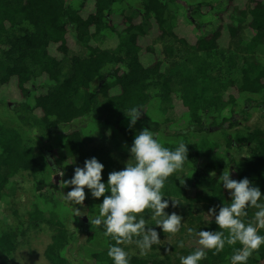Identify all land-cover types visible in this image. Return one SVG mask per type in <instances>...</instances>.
<instances>
[{"label": "trees", "instance_id": "obj_1", "mask_svg": "<svg viewBox=\"0 0 264 264\" xmlns=\"http://www.w3.org/2000/svg\"><path fill=\"white\" fill-rule=\"evenodd\" d=\"M180 1L0 0V202L15 179L27 178L33 190L28 208L11 211L12 221L0 216V264H13L29 229L41 223L50 230L42 251L46 264H72L68 248L83 230L87 241L98 240L99 247L88 254L94 263L114 264L108 250L115 240L105 236L103 224H91L103 196L94 198L85 188L86 222L85 216L66 219L59 213L64 204L56 189L70 191L71 185L60 187L61 180L71 179L74 169L92 157L104 165L102 182L107 184L110 172L126 167L120 160L132 146L134 126L158 134L170 150L184 143L188 159L183 165L189 171L185 184L175 172L161 190L169 202L165 212L182 217L170 251L162 258L128 255V264H181L182 256L200 248L176 250L183 235L198 236L196 228L220 231L208 210L215 207L218 214L231 204L230 190L220 179L225 172L237 181L248 178L264 203V128L246 123L251 107L264 112V0H184L191 8ZM76 47L82 53L71 54ZM235 60L237 77L223 81L215 75V64L230 71ZM168 98L176 118L165 111L162 118L148 112L153 100ZM133 107L141 115L129 127L127 114ZM94 120L110 145L84 139ZM65 127L72 129L57 137ZM46 147L66 161L60 167L63 177L48 166ZM240 149L243 154L236 156ZM173 199L181 203L172 207ZM246 211L244 222H254L258 209ZM141 216L146 227L168 234L156 225L153 210ZM258 234L264 236V229ZM241 247L239 242L225 244L217 254L204 249L206 257L199 264H232ZM247 264H264V245Z\"/></svg>", "mask_w": 264, "mask_h": 264}, {"label": "clouds", "instance_id": "obj_2", "mask_svg": "<svg viewBox=\"0 0 264 264\" xmlns=\"http://www.w3.org/2000/svg\"><path fill=\"white\" fill-rule=\"evenodd\" d=\"M133 107L127 116L130 117L129 127L135 125L141 112ZM148 128L141 130L134 138L130 153L135 163H127L123 170L112 171L108 174L107 184L102 182L104 165L95 157L86 159L83 167H76L71 179L60 182V187L71 185L72 188L64 199L72 205H83L86 199L85 188L90 190L94 198L103 196L99 204V215L91 224L105 227V236L115 240L110 246L108 256L114 264H128V253L118 245L132 244L140 248L141 255H147L153 244H159L157 231L147 227V222L141 214L147 209L153 210V219L163 232L176 234L181 228V215L173 212L168 214V200L162 199V189L165 181L173 173L181 170L187 158L188 149L180 143L175 150L164 147ZM61 177L64 172L55 169ZM223 187L230 190L231 204L219 208H209L208 214L214 215L215 223L220 231H199L197 233L198 248L193 253L182 256L181 264H199L206 257L204 249H214V254L223 251L225 244L232 246L239 242L242 247L231 257L232 264H247L253 252L264 245V236L258 234V229H264V203H259L262 197L260 189L252 186L248 178L239 181L230 178L229 171L220 176ZM184 184V180L180 181ZM110 192V195H104ZM181 202L172 200V207ZM249 207L258 209L254 222L245 223L242 219L247 216ZM76 216L81 211L75 207ZM137 217H141L137 219ZM159 218V219H157ZM192 234L193 230H188ZM227 233V234H226ZM134 238H138L135 239ZM183 247V242H178Z\"/></svg>", "mask_w": 264, "mask_h": 264}, {"label": "rangeland", "instance_id": "obj_3", "mask_svg": "<svg viewBox=\"0 0 264 264\" xmlns=\"http://www.w3.org/2000/svg\"><path fill=\"white\" fill-rule=\"evenodd\" d=\"M192 0H190L191 2ZM147 27V26H146ZM82 49L75 48L70 49L71 54L75 53H82ZM236 61V64L232 66V69L230 67V71H227L224 66L220 64L214 65V72L215 75L222 78L223 81H226L229 77H237L238 74V61ZM170 105V99H166L163 101L160 100H153L150 104V107L148 109V112L154 116L159 117L161 115L162 117L168 116L169 118L173 117L176 118L178 116V112H176L175 108H168ZM158 106L160 107V110H158ZM164 107V110L162 109ZM166 108V110H165ZM165 113V116L162 115ZM250 117L248 121L246 122L249 126H259L261 128H264V112L261 109V107H251L250 109ZM164 126L167 129V124ZM174 126V125H173ZM71 127H65L60 129L59 132L56 133L57 137H60L59 135L63 131H68ZM101 127H98L97 121H92L89 126L84 130L83 137L89 144H107L110 145L108 140L104 136L99 135V129ZM72 129V128H71ZM133 130L135 131V134L133 136V140L135 136L143 129H141L138 126H134ZM165 130V129H164ZM55 143V144H54ZM54 148L57 147L55 138L53 140ZM58 151V150H57ZM123 153V152H122ZM125 158L120 160L123 165H126L127 163H133L132 158L130 156V147H126L124 150ZM243 154V150H238L237 155ZM207 156V159H210L212 156ZM203 156L202 163L206 160V158ZM216 159V158H215ZM51 161L53 162V168L54 169H60L62 165L66 164V161L61 158V155L58 152H55V150L52 148V154H51ZM201 163V165H202ZM59 167V168H57ZM82 167V166H81ZM189 171V167L187 165H183L181 170H178L176 172L177 178L179 181L186 180V175ZM16 181L12 183L11 188L6 193L5 197L3 198V201L0 202V216H7L9 218L8 221H12L11 211L13 209H19V211H23V208L29 207L30 202L32 200V185L31 182L27 178H18L15 179ZM58 181V180H57ZM55 182L53 184L54 188H57L59 186V181ZM56 195L57 198L64 204L62 207H58V211L60 214H62L66 219L70 218L71 216H76L75 207L80 209L81 213L79 216H76V218L79 220L81 219V216H85L86 222H87V216L89 214L88 212V206L85 205H72L69 202H67L64 199V192H61L56 189ZM95 211L99 213V204L95 205ZM94 212V211H93ZM92 214V213H91ZM91 217V215H90ZM89 218V217H88ZM147 228V227H146ZM159 236L160 243L153 245L151 249L147 252V255H141L140 254V248L133 242L132 244H127L123 249L128 253V255H136V256H142L144 258H162L164 254L168 251H170L171 244L175 243L176 238L179 236L176 234H165L162 235L158 229L154 228ZM198 233V229L196 228L194 230ZM193 231V232H194ZM194 232V233H195ZM195 233V234H197ZM50 236V230L47 224L41 223L35 228H30L25 242L19 245L17 250L13 254V258L11 259L13 264H46V261L42 255L43 248L45 244L48 242ZM87 233L83 230L79 233V239L76 242V244L73 246L71 245L70 248H68L67 256L71 260L72 264H95L94 260L91 259V257L88 255L89 252L95 250L97 247H99L98 240L94 239L92 241L86 240ZM187 235L182 236V242L183 246H198L202 247L198 243V236L188 238ZM185 238V240H184ZM184 240V241H183ZM180 246L177 245L176 250H179Z\"/></svg>", "mask_w": 264, "mask_h": 264}, {"label": "flooded vegetation", "instance_id": "obj_4", "mask_svg": "<svg viewBox=\"0 0 264 264\" xmlns=\"http://www.w3.org/2000/svg\"><path fill=\"white\" fill-rule=\"evenodd\" d=\"M180 2L184 8H191V5L188 2H186L184 0H182ZM43 152H44L45 160H46L48 166L53 168V162L51 161L52 148L46 147ZM57 168H59V167H57Z\"/></svg>", "mask_w": 264, "mask_h": 264}]
</instances>
